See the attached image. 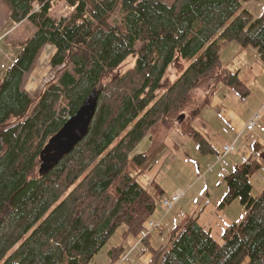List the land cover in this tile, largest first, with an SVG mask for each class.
Listing matches in <instances>:
<instances>
[{
  "label": "trees",
  "instance_id": "obj_1",
  "mask_svg": "<svg viewBox=\"0 0 264 264\" xmlns=\"http://www.w3.org/2000/svg\"><path fill=\"white\" fill-rule=\"evenodd\" d=\"M55 1L1 0L14 24L28 20L35 31L0 79V264H89L121 227L106 252L108 264H116L163 193L154 181L150 188L138 182L151 166L138 144L184 113L182 135L202 155L218 156L192 122L219 84L241 98L249 94L220 50L235 42L254 48L264 63V8L254 16L243 5L249 0H62L69 14L52 17ZM45 44L55 49L50 66L60 68L34 99L22 83ZM180 59L188 64L171 81L166 69ZM207 79L201 103L187 106ZM94 87L101 92L87 134L39 176L43 146ZM256 149L223 175L217 209L239 198L246 212L225 228L221 243L198 224L201 206L171 226L164 246L153 247L151 234L141 237L130 252L134 260L150 251L148 264H264V186L250 194L262 165Z\"/></svg>",
  "mask_w": 264,
  "mask_h": 264
},
{
  "label": "rangeland",
  "instance_id": "obj_2",
  "mask_svg": "<svg viewBox=\"0 0 264 264\" xmlns=\"http://www.w3.org/2000/svg\"><path fill=\"white\" fill-rule=\"evenodd\" d=\"M243 5L254 16H256L264 8V0H249ZM69 12V7L62 0H56L50 14L52 17H60L69 14ZM116 16H118L117 13ZM34 31V26L28 20H23L18 24H14L9 18V9L0 0V79L3 77L6 69L13 62L17 53L19 52V45L21 44V42L32 36ZM47 50V48L40 49L35 63L33 64L32 68L25 74L23 79V89L26 90L34 99L39 96L46 83L53 80L57 76L58 70L60 68L51 67L49 61L47 65H45L44 59L46 58H42L41 56L45 54ZM221 58L226 67H229L231 69L241 68V75L246 73L245 78L248 84L247 86L250 90V96L247 99L242 101L241 99H235L237 101H234L231 97H227V103L231 104L235 108H239L240 105L244 106V109L253 107L257 108V105L261 101H264V92H262V90L257 86V82H259V85L262 84L264 88V63L258 59L256 50L251 47L243 48L235 42H229L221 50ZM131 62L132 59L129 58L126 67L130 66ZM41 63L42 65L47 67H41ZM187 64L188 61L182 59H180L174 65L170 64L166 69L165 76H167L171 81L175 80V78L181 73V71L187 66ZM40 74H44V76L39 77ZM240 79L242 80V78ZM210 84L211 79H207L205 82L201 83L199 87L196 88L191 94L187 106L193 107L194 105L200 104L204 96L206 95ZM220 86H222V88L228 89V87L225 85ZM224 92L225 91H223V89L219 91V94L223 99H225V96L223 94ZM229 93L232 95L231 92ZM257 112L260 114V118L255 121V131L260 138H264V108L258 110ZM209 117L215 119L214 113H209ZM183 119L184 113H180V116L172 120V125L169 128H165L161 124H157L152 128L150 138L145 137L138 144V150L144 151L149 155L148 162L151 163V167L154 164L155 165L153 166V168L161 164L158 167L160 170L154 182L159 187L162 186L163 189L168 192L166 196H169V193L174 191L175 188H181L185 190V195L180 198L178 202H176L173 208L169 211L168 216L162 222L163 225L166 226V230L164 231V233L159 234L157 231L152 232L153 236L151 235L150 242L153 243L155 241V244L153 243L155 245L154 247L165 245L167 232L171 228L170 226L172 224H175L176 220H178H175V218L177 217H174L173 223L169 224L170 216H174L177 214V216L180 217L183 214H190L192 211L197 210L201 206H204L203 202L205 200V197L202 184V179L204 178H201V176H197L196 172L198 171V169L204 171L205 168L206 171H209L208 166L205 167V163L208 162L206 164L214 165L215 161V156L211 154L202 155L198 151L194 141L182 135L181 130ZM258 144L259 149L263 151L264 146H261L260 143ZM155 147L157 148L155 149ZM219 152H221V149ZM233 152L234 148L231 152H229V155ZM256 155L260 159L262 165L260 169H258L252 175L251 182L253 189L259 192L260 189L264 186V159L260 158L261 154ZM158 157H161L160 160L155 161ZM153 158L157 163H152ZM219 159H222L221 153H219ZM217 165L214 167V170ZM131 168L132 173L134 175H137L135 174L137 168L135 166H132ZM144 172L137 175V179L140 178L139 180H141L142 177L140 176L143 175ZM139 180L138 182H140ZM142 182L143 181H141V184H143ZM190 183H192L191 188H183ZM155 199L157 208L151 216H153V218H158L161 217L163 213V207L161 205L162 198H160V195L156 194ZM120 233L121 227H119L114 232V234L108 239L107 243L92 258L89 264H108L106 252L109 247L118 242V240L120 239ZM130 241L134 246V239L129 238V244ZM136 246L139 247V245ZM130 264L134 263L131 261Z\"/></svg>",
  "mask_w": 264,
  "mask_h": 264
},
{
  "label": "crops",
  "instance_id": "obj_3",
  "mask_svg": "<svg viewBox=\"0 0 264 264\" xmlns=\"http://www.w3.org/2000/svg\"><path fill=\"white\" fill-rule=\"evenodd\" d=\"M255 1H257V0H255ZM226 45H227V43H223L221 50ZM43 48L48 49L47 52H45V54H43L41 56L42 58H46V59H44V63H45V65H47V63L50 60L55 49H54V46L51 44H45L42 47V49ZM221 50H220V52H221ZM34 63H35V61H34ZM33 64H32V66H33ZM32 66H31V68H32ZM40 66L43 68L47 67V66L45 67L44 65H42V63L40 64ZM227 69L229 71H236L238 73V76H240V78H242L244 83L246 85H248L246 82V78H245L246 73L241 75V73H242L241 68L231 69V68L227 67ZM42 76H44V74H40L39 77H42ZM257 84H258L257 85L258 88H260L262 90V92H264L263 85L262 84L259 85V82H257ZM220 85H224V84H219L217 86L215 93L212 95L209 102L201 109L200 113L193 120V126L198 131H200V133L206 139H208V141L211 143V145H213L216 148L218 153L221 149V146H223L224 144L230 143L234 147V152L232 154L229 155V153H228L227 155L222 157V159H217V157H215V159H214L215 161L213 160L214 165L212 166L211 170L206 171V172L200 170V171L196 172V175L199 173H202L201 178H204V179H202V184H203V192H204V197H205L204 206H203L200 214L198 215L197 221L201 227H203L205 230L209 231L212 238L218 243H221V241H222V234H223V231L225 230V228L231 223H239L242 220V218L244 217L245 212H246L245 207H244V205H242L240 203L239 198H235L234 200H232V202L230 204L226 205L224 208H222L220 210L217 209L219 202L221 201V199L223 198V196L226 193V182L223 179V175L225 173H227L229 170H231L233 168L234 164L239 159L245 161V160H248L249 158H251L253 156L254 151H255V150H253V146L255 143H257V144L260 143L261 146H264V138H260L255 131L256 123H255L253 129H251V130L245 129V124L249 121V119L252 117V115L254 113H256L258 110H261L264 108V101H261L257 105L258 106L257 108L253 107V108L244 109L243 108L244 106H241V105L239 108H237V107L235 108L231 104L227 103V97H231L234 101H237L235 99H241V101H242V100L247 99L250 96V92L245 98H241L229 86L225 85L228 87V89H227V88H222V86H220ZM222 89H223V91H225L223 93L225 96V99H223L219 94V91ZM229 92H231L232 95ZM242 103H245V102H242ZM242 105H246V104H242ZM206 111H208V112H206ZM211 112L214 113L215 119H213L212 117H209V113H211ZM263 123H264V120H263ZM157 147H155V149ZM256 151H258L256 153L261 154L260 158L264 159V150L261 151L260 149H258V150L256 149ZM160 158L161 157H158L155 161H159ZM155 161L153 158L152 163H154ZM155 163H157V162H155ZM206 163H208V162H206ZM206 163H205V167H206ZM159 165H161V164H159ZM159 165L154 167V168H153V166L152 167L150 166L147 170H145L143 175L140 176V177H142L141 180H139L140 178H138L141 186H143L144 188H149L151 181H155V178H156L157 174L159 173V170H160L158 168ZM216 165H217V167L214 170V167ZM141 181H143L142 182L143 184H141ZM192 183H190L189 185H187L183 188H186V189L191 188ZM159 188L163 190V193L160 196V198H162L163 196H166V194H168V192L165 191L162 186H160ZM179 189H181V188H179ZM176 190L177 189L175 188L174 191H176ZM174 191H172L171 193H173ZM171 193H169V194H171ZM250 194H251V196H256L258 194V191L253 189V187H252ZM162 215H161V217H162ZM167 216H168V214H166L164 216L163 220H165V218ZM182 216L178 217L177 214L174 216H170V218H169L170 223L169 224L173 223L174 217H177V218H175V220L178 219L176 221H179ZM163 220H162V222H163ZM135 241L136 240L134 239V242ZM153 243L155 244V241ZM153 243H152V245L154 247L155 245ZM131 245H133V243H131V241H130V246ZM128 256H129L128 258L130 259V261L126 262L125 264H130L131 261L134 264H148L151 260V252L150 251L143 252L141 255L137 256L136 260H134L135 257L131 253Z\"/></svg>",
  "mask_w": 264,
  "mask_h": 264
},
{
  "label": "water",
  "instance_id": "obj_4",
  "mask_svg": "<svg viewBox=\"0 0 264 264\" xmlns=\"http://www.w3.org/2000/svg\"><path fill=\"white\" fill-rule=\"evenodd\" d=\"M101 88H92L77 110L67 118L59 130L47 140L39 154L38 175L49 172L65 155L70 153L88 132L95 114Z\"/></svg>",
  "mask_w": 264,
  "mask_h": 264
},
{
  "label": "built area",
  "instance_id": "obj_5",
  "mask_svg": "<svg viewBox=\"0 0 264 264\" xmlns=\"http://www.w3.org/2000/svg\"><path fill=\"white\" fill-rule=\"evenodd\" d=\"M259 118V114H254L250 120L246 123L245 125V129L249 130L252 129L256 119ZM232 145L230 144H226L223 145L222 147V153L226 154L228 152H230L232 150ZM208 169H211V166L208 165ZM184 196V191L183 190H177L175 193H173L172 195L165 197L162 199L161 201V205L163 207L164 213H167L169 210H171L173 208V206L176 204V202L182 197ZM160 221H154V220H147L144 223V231H143V235H146L148 233H150L153 229H155L156 227H158Z\"/></svg>",
  "mask_w": 264,
  "mask_h": 264
}]
</instances>
